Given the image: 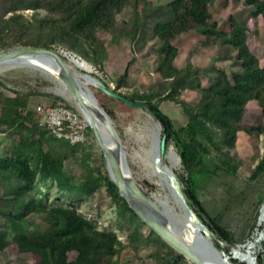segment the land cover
<instances>
[{
    "label": "trees",
    "instance_id": "obj_1",
    "mask_svg": "<svg viewBox=\"0 0 264 264\" xmlns=\"http://www.w3.org/2000/svg\"><path fill=\"white\" fill-rule=\"evenodd\" d=\"M6 2L11 9L9 13L13 14L9 17L3 14L0 18V49L13 45L66 49L91 63L103 75L94 76L110 91L147 105L148 113L161 124L166 136L165 154L173 146L181 158L182 171L174 173L188 205L218 239L214 243L217 249L222 251L221 243H225L230 251L236 238L221 223L220 214L213 215L205 205L202 192L205 184L217 176L240 175L244 164L237 153L241 134L264 135V121L255 126L243 123L250 102H256L264 114V67L249 47L248 27L233 16L229 18L228 29L222 27L210 9L214 0H175L166 6H149L147 0ZM244 2L255 19L260 16L264 19V0ZM28 10L33 11L30 17L24 13ZM127 11H130L128 16ZM193 31L204 37L199 48L221 49L237 59L242 70L229 79L226 71L214 69L205 81L192 55L185 68L177 67L179 48L175 42ZM154 39V47L147 50V42ZM126 46L130 50L123 64L119 53ZM134 67L137 73H133ZM4 81L9 78H0V132L5 130L9 137L16 136V140L7 157H0V188L12 180L20 181L21 186L0 194V219L13 231L11 239L7 232L0 231V264L13 248L35 256L37 259L32 264H122L124 242L117 232L101 230L77 207L48 205L43 191L57 188L64 196L76 199L92 197L101 187H106L115 201L118 229L128 232L136 250L151 246L157 264H186L185 257L154 231L148 229L147 236L141 233L146 225L101 166L91 165L82 158L81 174L73 172L71 158H77L84 144L59 140L41 125L35 109L30 107L31 97L41 92L12 89ZM49 84L41 82V85ZM91 88L118 124L122 120L119 111L140 110L95 86ZM184 93L190 94L193 102L185 99ZM52 97L53 106L73 109L62 98ZM165 104L181 107L186 121L178 125L164 111ZM89 131L93 134L91 128ZM262 176L264 153L252 169L250 179L258 180ZM31 193L37 196L31 198ZM263 204L264 189L257 200V214ZM256 219L257 215L249 223L251 230L256 228ZM258 264H264L261 255Z\"/></svg>",
    "mask_w": 264,
    "mask_h": 264
},
{
    "label": "rangeland",
    "instance_id": "obj_2",
    "mask_svg": "<svg viewBox=\"0 0 264 264\" xmlns=\"http://www.w3.org/2000/svg\"><path fill=\"white\" fill-rule=\"evenodd\" d=\"M6 1L7 0H0V18L3 14H7V17L13 14L12 12L9 13L11 9ZM174 1L175 0H147V5L166 6ZM147 5L144 6L147 7ZM210 9L214 18L218 20L225 29L229 27V18L231 16L248 27L249 47L259 58L261 66L264 67V19L261 16L255 19L251 9L245 5L244 0H214ZM24 13L30 17L33 11L28 10L24 11ZM129 13L130 11H127L126 15L128 16ZM121 21L122 18L119 17V22ZM202 39H204V37L200 33L193 31L176 40L175 43L179 48V55L175 61L177 67L185 68L192 55V61L195 66L199 68L205 81L209 79L214 69L226 71L229 79H232L234 73L242 70L240 62L230 56V54L227 55L226 53H222L221 49L199 48V42ZM155 42L156 39L148 41L147 50L154 47ZM60 50L67 51L61 48ZM129 50L128 46L120 49L119 57L123 64L126 63V52ZM142 61V59L138 61L140 66L142 65ZM138 63H136V65H138ZM94 70L99 74L96 69ZM77 71L84 73L79 69H77ZM132 71H134L133 73H137L136 67H134ZM99 75L103 76L101 73ZM4 76L9 78V81H4L9 88L18 89L23 92H41L40 95H33L31 97L30 107L32 109L36 110V108L41 105L47 107L53 106L52 103L54 102V98L52 96H57L62 98V101L67 103L75 111L80 112L66 88L61 85L59 81H55V79L40 71L27 67L21 68L5 65L0 67V78H4ZM151 76L153 77L154 74ZM155 76L158 78L156 74ZM42 81H47L50 84L41 85ZM112 87L114 88L113 85ZM3 91L7 92L4 88ZM183 97L189 102H193L194 100L188 93H184ZM59 103L62 102L60 101ZM163 109L178 125L186 121L182 109L178 105L165 104ZM119 115L122 120L119 124L115 122V125L123 135L128 159L135 176L148 194L152 195L159 202L161 200L166 202L167 206H169L170 210L174 213L178 212L183 214L184 212L181 210L169 186V177L166 172V170L182 171L181 158L175 148L173 146L170 147L162 158L161 165L158 166L152 160L155 139L156 137H163V131H161L160 134L157 131V121L145 115L141 110H137L134 113L119 111ZM261 121H264L262 109L259 108L256 102H250L247 106V112L244 116L243 123L246 126H255ZM4 131L0 132V157H7L8 149L16 140V136L9 137ZM87 153H90V156H88ZM237 153L244 161L240 170V175H221L209 180L203 189L202 199L213 215L220 214L221 223L228 228L236 238V244L230 251H227V245L225 243H221L223 247L222 254L230 258L228 263L246 264L238 259V255L234 256L233 252L238 247L246 245L259 229L260 210L262 211L263 206L259 208L257 214V200L264 189V176L258 180H251L250 175L252 169L258 165L264 153V135L248 136L246 134H241ZM101 156H103V154L98 143L94 135L90 134L88 141L82 145L78 152L77 158H71L70 167L76 175H80L82 172L81 159L85 158L91 165L101 166L103 171H107L105 160H103ZM16 186H21V182L18 180L5 182L0 188V194L10 192L12 188ZM43 191L45 193V202L48 205L77 207L80 213L94 221L101 230L107 229L117 232L119 239L124 242V248L121 252L122 264H157L156 259L151 253V246L149 248H140L136 250L128 239V232H123L118 229L119 218L116 212V204L109 195L106 187L98 189L92 197L85 196L76 199L64 196L57 188H45ZM35 196H37V194L34 195L31 193V198ZM256 215V228L251 230L249 223H251ZM262 227V230H264V226ZM187 228L190 229L195 238L198 228L191 224L187 226ZM148 229L149 228L145 226L141 229V233L147 236ZM0 231L7 232L10 239L13 237L11 226L3 223L1 219ZM248 233L249 235H246ZM213 238L214 242H219L215 236H213ZM262 242V249L260 244L258 249L259 252L256 255L257 264L260 255L263 256L264 259V240ZM36 259L37 258L31 254H22L17 249L13 248L3 256L2 264H32ZM186 264L194 263L187 260Z\"/></svg>",
    "mask_w": 264,
    "mask_h": 264
},
{
    "label": "water",
    "instance_id": "obj_3",
    "mask_svg": "<svg viewBox=\"0 0 264 264\" xmlns=\"http://www.w3.org/2000/svg\"><path fill=\"white\" fill-rule=\"evenodd\" d=\"M70 57L73 58L70 59ZM75 61L87 63L90 69H83ZM0 65L31 68L59 81L70 93L77 108L90 124L103 154L110 180L116 184L121 196L141 221L188 261L194 264H220L212 259L221 257L222 251L215 246L214 235L209 228L199 220L188 205L174 171H168L170 185L172 192L179 197L184 214L174 213L143 188L129 162L122 133L117 129L114 120L100 103L91 86L121 99L128 106L139 108L145 115L154 119L148 113L146 104L129 101L110 91L99 78L94 76L96 72L92 64L69 51L35 45H13L0 49ZM77 69L84 73L78 72ZM156 127L160 134L163 131L161 124L156 122ZM165 150L166 136L156 137L152 160L158 166L162 163ZM191 217L198 221L200 227L206 229L204 234H197L192 242L187 239L181 226L185 218ZM211 257L214 258L210 259Z\"/></svg>",
    "mask_w": 264,
    "mask_h": 264
},
{
    "label": "built area",
    "instance_id": "obj_4",
    "mask_svg": "<svg viewBox=\"0 0 264 264\" xmlns=\"http://www.w3.org/2000/svg\"><path fill=\"white\" fill-rule=\"evenodd\" d=\"M41 125L55 135L59 140L72 145L84 144L88 141L90 124L81 112L66 106H39L36 108Z\"/></svg>",
    "mask_w": 264,
    "mask_h": 264
},
{
    "label": "bare ground",
    "instance_id": "obj_5",
    "mask_svg": "<svg viewBox=\"0 0 264 264\" xmlns=\"http://www.w3.org/2000/svg\"><path fill=\"white\" fill-rule=\"evenodd\" d=\"M73 57H70V59H72ZM76 64H78L80 67H82L83 69H90L89 65L87 63H82V61H78L76 62ZM1 66H5V65H0ZM10 66V65H9ZM46 71V70H45ZM166 170V169H165ZM167 175L169 177V172L168 170H166ZM169 180V186L171 187V181ZM172 189V187H171ZM173 193V192H172ZM174 196L176 197V200L178 201L177 203L180 205L181 210L184 212V209L182 208L181 202L179 201V197L177 196V194L173 193ZM165 207H168L170 209L169 206H167L166 202H163L162 200L160 201ZM178 213V212H176ZM184 214V213H183ZM191 225H195L198 229H197V234H202L205 233L206 229H203L202 227H200L198 221L194 218L191 217L189 219L184 220L182 226L183 232L185 234V236L187 237V239L189 241L192 242L193 240V233H191L190 229L187 228V226ZM264 225V204L262 207V211H261V215H260V220H259V229L257 230V233L255 234V236L244 246H240L237 249L234 250L233 255L239 256V260L241 262H245L246 264H257L256 261V255L259 252V245L261 244V242L264 240V230H261L260 228ZM197 236V235H196ZM214 239V238H213ZM214 257H211L210 259H212ZM217 259H212V260H217L220 264H229L228 261L230 260V258L225 257L222 253H221V257H215Z\"/></svg>",
    "mask_w": 264,
    "mask_h": 264
}]
</instances>
